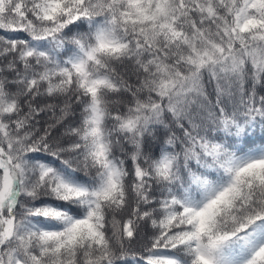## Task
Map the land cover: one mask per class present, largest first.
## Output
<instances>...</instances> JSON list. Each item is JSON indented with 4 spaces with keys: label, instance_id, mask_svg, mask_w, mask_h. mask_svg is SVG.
I'll use <instances>...</instances> for the list:
<instances>
[{
    "label": "snow or ice",
    "instance_id": "6c2138e0",
    "mask_svg": "<svg viewBox=\"0 0 264 264\" xmlns=\"http://www.w3.org/2000/svg\"><path fill=\"white\" fill-rule=\"evenodd\" d=\"M0 264H264V0H0Z\"/></svg>",
    "mask_w": 264,
    "mask_h": 264
}]
</instances>
